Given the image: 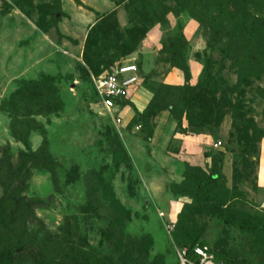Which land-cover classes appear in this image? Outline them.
<instances>
[{"label": "rangeland", "instance_id": "1", "mask_svg": "<svg viewBox=\"0 0 264 264\" xmlns=\"http://www.w3.org/2000/svg\"><path fill=\"white\" fill-rule=\"evenodd\" d=\"M151 2L0 0V264H35L26 245L52 264H176L195 243L264 264V236L250 228L264 225V63L213 41L189 0ZM126 61L141 69L140 116L126 108L117 127L93 78ZM49 78L50 102L44 92L34 107L43 115H10L24 83ZM187 85L204 93L193 106L203 126L184 114ZM152 97L170 110L149 112ZM186 164L216 173L224 219L177 194L192 184Z\"/></svg>", "mask_w": 264, "mask_h": 264}, {"label": "trees", "instance_id": "2", "mask_svg": "<svg viewBox=\"0 0 264 264\" xmlns=\"http://www.w3.org/2000/svg\"><path fill=\"white\" fill-rule=\"evenodd\" d=\"M138 2L139 5H137V7L141 9H148V7L152 5L151 0H138ZM189 2L194 4V6L189 9L191 13L202 25L207 26L209 31L213 33V41H224L227 51L237 56L239 62L249 64L264 63V0H189ZM150 18L148 17L147 21H151ZM169 54L173 56L171 58L172 62L177 64L176 67L184 72L185 79L188 81L190 79L189 72L184 62L178 59V55L173 49L169 50ZM51 79L52 78H49V80L40 84H32L31 82H28L29 84L24 83L23 88L15 94L16 99H14L13 102L15 106L11 112L9 111L10 115L17 119L43 115L44 109H40L35 113L34 107L38 104V95L44 92L48 97V103L50 102V96L48 94L51 91L48 90V87H52ZM217 88V82H215L214 79L211 81L209 78L206 89H210V92H215ZM179 90L183 97V99L180 98L184 104L183 111L184 114H186L189 126H203L204 123H207L208 119L206 115L197 112L198 107L193 111L194 104L200 102V98H204V93L202 94V92H200L194 94L196 89L190 85L183 86L179 88ZM45 93L43 95H45ZM153 94H155V92ZM126 105H129L135 110L133 102H127ZM169 106L172 105L164 103L163 100L158 101V97H155V99L152 97L147 110L149 109V112L157 114L162 110H170ZM136 114L140 116L137 110H135V115ZM187 172L191 176L192 184L188 189L180 188L177 190V194L194 199L201 207H204L211 214L224 219L227 210L223 202L222 194L217 187L218 176L216 173H208L201 167L186 164V173ZM226 221L229 223L234 222H230L229 220ZM251 225H253L250 226L251 230L257 231L260 235L264 236L263 224L253 222ZM197 244L202 243H195L184 247L193 248ZM21 248L24 252L32 255L35 264H52L45 260L41 252L33 248V246L26 245ZM211 248L218 251L214 247ZM6 257H8V253L2 252L0 254V262H4L7 259ZM217 259L224 260L226 264H232L231 261L222 254V250L217 252Z\"/></svg>", "mask_w": 264, "mask_h": 264}, {"label": "built area", "instance_id": "3", "mask_svg": "<svg viewBox=\"0 0 264 264\" xmlns=\"http://www.w3.org/2000/svg\"><path fill=\"white\" fill-rule=\"evenodd\" d=\"M141 80V69L133 61L119 63L112 71L93 78L96 101L115 126L129 124L125 125L121 113L130 107L126 103L132 102L131 94L140 87ZM217 252L207 244L181 247L177 251L176 264H226L217 259Z\"/></svg>", "mask_w": 264, "mask_h": 264}, {"label": "crops", "instance_id": "4", "mask_svg": "<svg viewBox=\"0 0 264 264\" xmlns=\"http://www.w3.org/2000/svg\"><path fill=\"white\" fill-rule=\"evenodd\" d=\"M168 80H170L169 78H167ZM140 93V88L134 90L131 94V101L137 105V102H136V97H138ZM138 102L141 104V108L140 110H144L145 107H146V104H144L142 102L141 99H138ZM132 112L134 114V110H132V108H130L129 110V113ZM132 118V117H131ZM124 120H125V125L129 123V119L126 120V118L124 117ZM264 139V138H263ZM257 182H258V185L260 187V189H264V151H263V154H262V157L260 159V164H259V172H258V179H257Z\"/></svg>", "mask_w": 264, "mask_h": 264}]
</instances>
